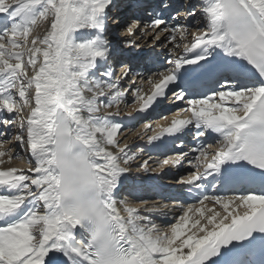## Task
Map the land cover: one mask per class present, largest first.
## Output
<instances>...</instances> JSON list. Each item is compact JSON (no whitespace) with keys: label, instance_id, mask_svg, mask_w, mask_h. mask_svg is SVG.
Listing matches in <instances>:
<instances>
[{"label":"snow or ice","instance_id":"obj_1","mask_svg":"<svg viewBox=\"0 0 264 264\" xmlns=\"http://www.w3.org/2000/svg\"><path fill=\"white\" fill-rule=\"evenodd\" d=\"M0 264H264V0H0Z\"/></svg>","mask_w":264,"mask_h":264},{"label":"bare ground","instance_id":"obj_2","mask_svg":"<svg viewBox=\"0 0 264 264\" xmlns=\"http://www.w3.org/2000/svg\"><path fill=\"white\" fill-rule=\"evenodd\" d=\"M126 136H128V135H126ZM126 140H127V142H128L129 138L127 137ZM22 163H24V162H22ZM5 165H7V164H5ZM21 167H22V165H21ZM137 171H138L137 169H134V170H133V172H137Z\"/></svg>","mask_w":264,"mask_h":264},{"label":"rangeland","instance_id":"obj_3","mask_svg":"<svg viewBox=\"0 0 264 264\" xmlns=\"http://www.w3.org/2000/svg\"><path fill=\"white\" fill-rule=\"evenodd\" d=\"M134 169H136L135 167L132 169V171L134 170Z\"/></svg>","mask_w":264,"mask_h":264}]
</instances>
